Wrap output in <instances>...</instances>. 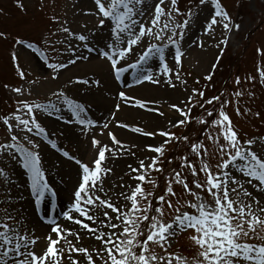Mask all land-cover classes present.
Segmentation results:
<instances>
[{
    "label": "snow or ice",
    "instance_id": "snow-or-ice-1",
    "mask_svg": "<svg viewBox=\"0 0 264 264\" xmlns=\"http://www.w3.org/2000/svg\"><path fill=\"white\" fill-rule=\"evenodd\" d=\"M209 2L214 12L206 20L204 36L214 38L218 27L228 32L240 28L220 0H199L195 8H189L186 13L179 8L178 0H170V4L166 0H153L151 5L148 0H94L95 10L84 14L97 16L99 28L88 29L85 23L83 30L77 32L62 23L57 30L65 34L56 43L66 44L67 60L50 63L32 42L18 40L17 43L41 57L54 73L53 81L59 79L61 70L78 61H90L95 53L96 58L108 65L109 75L117 82L131 70L137 85L166 83L175 88L174 79L181 84L186 81L179 71L169 66L168 52L172 51L175 65L182 66L181 44L186 30L194 17L199 20V10L207 7ZM181 16L185 18L178 22L177 17ZM106 25L109 36L105 43L101 46L93 44L97 33ZM199 43L204 46L202 39ZM220 44L226 45L227 38L221 39L217 47ZM258 52L264 57V50ZM12 59L20 79H26L15 53ZM258 75L264 82V69H260ZM206 79L212 80V76ZM246 79L255 80L256 77ZM102 83L94 78H70L67 88L52 90L55 101L19 100L14 113L0 117V127L5 129L4 139L0 141V264H63L65 259L70 264H264V136H244L226 112L232 101L222 100L221 95L205 100V92L197 89L192 90L183 106L170 105L174 113L165 128L158 131H146L138 126L131 128L137 134L164 138L159 146H146L148 151L158 154L148 158L150 162L141 159L138 167L128 165L125 174L138 181L134 188L123 176L112 188L104 187V178L115 175L114 169L105 164L109 159L107 154L135 156L132 148H138L137 145L126 147V142L118 140L111 131L108 135L117 146L115 148L95 136L91 140L97 153L94 167L68 150L61 152L64 158L79 166L72 199L61 215L80 228L66 227L55 217L45 214L43 219L51 225L50 232L55 238L48 235L45 249L36 251L35 229L30 231L28 227L30 216L23 207H14L24 201L16 179V167L22 166L28 174L29 191L35 197L33 209L37 210L46 196L54 206L58 194L46 179L40 143L35 139L46 136V126L37 116L55 117L65 124L81 126L82 135L94 127L109 129V123L99 125L88 119V100L78 93H71L75 86L88 87L89 91L95 86L99 90ZM235 83L241 85L239 76ZM124 85L131 87L126 79ZM12 91L21 96L25 93L21 87ZM197 95L201 99L193 103ZM233 95L238 103L244 93L237 90ZM118 97L125 105L135 100V106L150 109L148 103L130 97L125 91H119ZM205 105L212 107L205 108ZM197 106L204 109L205 114L196 117V123L203 126L201 132L211 142V151L199 137L192 140L187 134L177 135L171 131L172 128L191 126L192 110ZM115 107L119 111L121 105ZM235 111L242 115L239 107ZM247 111L250 113L251 110ZM159 114L164 115L163 112ZM112 119H115L114 115ZM119 126L129 127L126 124ZM181 142L189 145L195 159L191 154L180 156L181 163L167 175L162 187L159 178L152 177L151 173L164 174L162 157L168 145ZM51 146L57 147L55 143ZM185 172L190 173L191 180ZM144 184H150L152 190L147 191ZM176 185L181 187L180 193L175 190ZM117 188L119 192H116ZM157 189H162L161 194L157 195ZM109 192H115V198ZM181 234H186L191 242L188 254L172 250L173 242ZM85 239L89 241L87 245L83 243ZM61 241L68 245L67 256ZM71 253H80L81 258H73Z\"/></svg>",
    "mask_w": 264,
    "mask_h": 264
},
{
    "label": "rangeland",
    "instance_id": "rangeland-1",
    "mask_svg": "<svg viewBox=\"0 0 264 264\" xmlns=\"http://www.w3.org/2000/svg\"><path fill=\"white\" fill-rule=\"evenodd\" d=\"M158 2V0H157ZM170 4V0H166ZM222 6L228 11L232 17L234 23L239 24L238 30L233 29L231 32L225 31L222 27H218L215 31L214 38H209L203 35V28L207 19H210L214 12V8L209 2L207 7H202L199 10V20L194 17L191 21L190 27L186 30L181 48L184 55L181 58L182 66H177L173 60L172 51L168 52V63L174 71H179L186 84H181L180 81H175L176 87L173 88L166 83L152 84L143 83L131 87H125L124 83L121 84L122 91H125L130 97L138 100H142L150 105V109H142L135 107V100L130 101L128 105H125L120 99L114 101L113 99H107V104L104 108L101 107V101L107 98V91L104 89L96 90L95 86L92 87V91L88 90V87L75 86L71 88V93H78L79 96L84 97L89 102V113L98 121L99 125L109 122V115L112 110L116 109V105L120 104L121 107L113 120L111 118V126L109 129H103L102 127L91 128L86 135L81 134V126L75 124H65L62 120H58L55 117H49L46 115H38L37 119L46 126V136L35 137L36 141L40 143V152L42 154L43 166L46 172L48 182L51 180L50 185L57 191L58 197L60 192V201L63 204H69L72 199V193L74 186L77 185L78 165L72 160L64 158L61 154L63 150H68L82 162L88 163L93 166V161L96 158L97 153L91 146V140L95 138L101 140L102 143L108 144L110 147H117L111 142L108 132L111 131L118 140L126 142V147L131 145H137L138 148H132V151L136 153L135 156L120 155L113 157L110 154L109 159L105 162L107 167L114 169L115 175H109L104 178V187L110 189L113 185L120 183V177L123 176L126 181L133 188L138 181L132 180L128 172V165L133 167L139 166V160L144 159L146 163L150 162L148 158L154 157L158 154L147 150V145L159 146V143L164 139L159 136L148 137L142 134L134 133L131 128L141 127L148 130H160L167 126V121L174 113L173 109H170L171 104H181L182 106L187 102V98L192 95V90L197 89L205 92L204 99H208L213 95H221V99H229L232 101L226 107V112L231 116L232 121L240 132L246 137H261L264 136V82H261L258 71L264 69V57L260 55L258 50H264V0H220ZM149 5L153 3V0H148ZM199 3V0H178V6L182 12L186 13L189 8H195V5ZM94 0H0V117L12 114L17 108V101L19 100H36L37 102H46L47 99L55 101L52 96V90L58 87L67 88V81L72 78H94L100 79L95 73L84 72L75 73L76 64L79 62L86 63L87 61H78L75 65H70L68 68L60 71L59 79L53 81L51 76L54 75L49 70L39 55L34 53L31 49L21 46L17 43L18 40L25 41L23 39L35 41L43 49L41 52L46 55L50 63H56L60 60H67L68 54L65 53L66 44L56 43L64 38L62 32L57 31L62 23H67L74 31H82L83 25L87 23L88 29L99 28V18L97 16L85 15V12L94 11ZM154 11V9H153ZM151 15V12H149ZM53 17L55 19H53ZM185 17H177L178 22H182ZM109 36L107 25L104 26L93 39V44L98 46L103 45ZM227 38V44H220L221 39ZM204 41V46H200V40ZM27 42V41H25ZM155 42V41H153ZM45 49V52H44ZM210 51L209 59L205 67H200L201 61L199 53H207ZM46 52L48 54H46ZM15 53L19 60L21 69L25 72L26 79L21 80L15 62L12 59V54ZM86 54V53H85ZM93 57L96 58V54ZM105 69V70H104ZM102 68L103 74L108 71V65L105 63V68ZM101 70V69H100ZM109 75V72H108ZM211 75L212 80L206 79ZM241 78V85L237 86L235 83L236 77ZM255 76V80L246 79V77ZM111 78V76H110ZM113 83L117 81L111 78ZM143 85H150L159 89L160 92H168L176 94L175 97L168 96V99H161V97L154 98L152 101L150 97L143 96L133 92L136 88ZM15 87H21L25 89L24 95H18L12 91ZM237 90L243 91L244 95L237 98L233 93ZM29 91L31 95H29ZM117 90H114L116 93ZM98 92V93H97ZM251 93V94H250ZM99 97L94 100V97ZM119 98V97H118ZM151 101H150V100ZM197 95L194 97L193 103L200 100ZM107 111L104 117L100 118V111ZM125 107L127 115L119 116ZM211 105H205V108H211ZM219 103L216 104V108L219 109ZM236 107L240 108L242 115L236 114ZM133 108L138 109V112L132 113L128 111ZM159 112H163L161 116ZM250 109V113L247 111ZM125 112V111H124ZM259 112L260 116L257 117L256 113ZM88 113V115H89ZM150 115L154 119L153 127L150 122L145 119H137V115ZM204 109L199 106L194 107L192 110V124L189 127H176L171 131L177 135L187 134L192 140L199 137L201 140L209 145L211 151V142L207 140L206 134L201 132L203 126L196 123V117L204 115ZM178 116L179 114L176 113ZM211 119V118H209ZM96 121V122H97ZM120 124H126L129 127H121ZM124 133L119 134L117 131ZM103 132V135H101ZM5 136V129L0 127V141H3ZM136 137L146 138L145 142H141ZM55 143L56 148L51 145ZM176 147V149H175ZM175 149L174 155L171 152ZM190 153L189 145L181 142L168 145L167 151L164 157H162L164 174L153 171L152 177H158L161 186L166 182L167 175L174 167H177L181 161L180 156ZM195 159L194 154H191ZM173 161L168 163L167 161ZM215 163V157L212 160ZM132 175H135L133 173ZM185 175L191 180L189 172H185ZM16 179L19 184V191L24 196V207L26 213L30 216L29 230L35 229V237L40 238V242L44 248L47 244V237H40L41 230H37L39 227L36 222V215L34 213L31 199L28 196L27 181L22 166L16 167ZM147 191L152 190L150 184H144ZM15 190V189H14ZM162 189H157V195L161 194ZM177 193L182 191L179 185L175 186ZM63 191V193H62ZM120 189H116L119 192ZM130 194V191H129ZM109 195L115 198V192H109ZM2 198V197H0ZM49 203V198L47 197ZM124 203L123 199L120 201ZM130 207V201L128 202ZM50 205V203H49ZM49 205L44 206V214L49 209ZM62 205V204H61ZM14 207H21V205H14ZM110 211V210H109ZM55 218L60 222L58 215ZM40 220V219H39ZM41 223L45 222L40 220ZM40 224V223H39ZM62 224V222H61ZM62 225L73 228L68 221ZM41 226V225H40ZM51 228V225L49 224ZM45 236V235H44ZM73 243H77L74 238L69 237ZM85 245L89 243L87 239L83 242ZM95 244V242H92ZM63 247L65 248V255L68 245L63 241ZM79 246V244H78ZM91 250V249H90ZM173 251L183 252L188 254L191 251V242L188 240L186 234H181L172 244ZM73 258L80 259V253H71ZM63 264H70V261L65 259Z\"/></svg>",
    "mask_w": 264,
    "mask_h": 264
},
{
    "label": "bare ground",
    "instance_id": "bare-ground-1",
    "mask_svg": "<svg viewBox=\"0 0 264 264\" xmlns=\"http://www.w3.org/2000/svg\"><path fill=\"white\" fill-rule=\"evenodd\" d=\"M209 55H210V51H208L207 53L206 52L205 53H201V52L199 53V57H200V61H201V64H200L201 68L205 67V65L207 63V60L209 59ZM75 68L77 69L75 71V73H84V72H87V71L89 72V74L92 73V72L95 73L100 78V80L103 82L101 86H102V88L104 90L107 88V90L111 91V88L115 89L117 87L116 84L112 82V80L110 78V75H108L107 71H105V73L103 74L102 68L103 69L105 68V62L104 61H99V60L93 58L90 61H87L86 63H82V62L77 63ZM133 92H135L137 94L139 93V94H141L143 96H146V97H150V99L152 101L154 100V98L158 99L159 97H161V99H168V96H170L173 99V97L176 96V94H171V93H168V92H160L159 93V89L158 88L150 86V85H143V86H141L139 88H136ZM95 99L99 100V97L95 96L94 100ZM106 102H107L106 99H103L101 101V103H102L101 107L102 108H104L105 105L108 103V102L107 103ZM122 108H123V110H122L121 114L119 115L121 117L127 115L125 107H122ZM128 111H131L132 113H135V112H138V109L134 110L133 108H131ZM117 113L118 112H116V115H117ZM136 118L137 119H142L143 118L146 121H149L151 127H153L154 122H151V121H153L154 119L152 118V116L146 115V114L145 115L140 114V115H137ZM148 131H151V130H148ZM117 132L119 134L124 133L121 130L117 131ZM136 138L139 139L143 143L146 140V138H144V137H139V138L136 137ZM62 193H63V191H62ZM21 207H24V204H22ZM24 211L26 212L25 209H24ZM73 228L74 229H79L80 226L73 224ZM48 231L49 230L47 229V227L42 226V230L40 231L41 232L40 236L44 235ZM61 243H62V241H61ZM40 247H41L40 245L37 246V248H40Z\"/></svg>",
    "mask_w": 264,
    "mask_h": 264
}]
</instances>
